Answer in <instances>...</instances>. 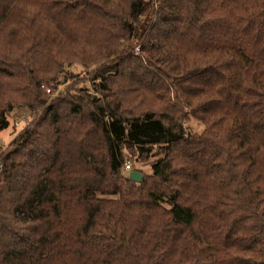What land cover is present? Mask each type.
I'll use <instances>...</instances> for the list:
<instances>
[{
    "label": "trees",
    "instance_id": "1",
    "mask_svg": "<svg viewBox=\"0 0 264 264\" xmlns=\"http://www.w3.org/2000/svg\"><path fill=\"white\" fill-rule=\"evenodd\" d=\"M74 65L90 111L44 109ZM17 104L44 115L0 153V264H264V0H0V131Z\"/></svg>",
    "mask_w": 264,
    "mask_h": 264
},
{
    "label": "rangeland",
    "instance_id": "2",
    "mask_svg": "<svg viewBox=\"0 0 264 264\" xmlns=\"http://www.w3.org/2000/svg\"><path fill=\"white\" fill-rule=\"evenodd\" d=\"M134 52L132 54L139 55L141 54L137 47L134 48ZM99 72L97 71H90L81 68L79 65H74L68 70L65 71V73L59 75V83L56 85L55 92L48 93L46 91V94H50V96H44V94H41V97L45 99V104L43 105L44 109L48 105H50L54 98H56L58 95H66L67 93V99H72L73 102L79 103L81 106H83V112L82 115H85L88 111H90V108L92 107L91 104L85 103L82 98L85 97V94L83 92V89L85 91H90L92 95H98L97 91L94 89L95 86H98V80L94 79V75L98 76ZM105 76H108L109 80H111V74L108 73V71H105L103 73ZM66 77H65V76ZM66 79H65V78ZM117 84H120V79L118 80ZM113 87V90L116 94V86ZM119 87V86H118ZM133 98V97H132ZM123 108L124 113L128 112H136V109L142 108L145 105L142 104L140 106H135L136 101L131 99V94L127 95L126 98H124ZM64 102H57V109L61 108V111L63 115H61V119H64V115L68 114V107L65 108L63 104ZM172 103V102H171ZM150 103H147L149 106ZM56 105V102H55ZM146 105V106H147ZM43 107H39L36 109H28L24 105H18L13 107L12 111L9 114V126L3 130L0 131V153L6 151L10 147V141L13 139V137L16 135V133L23 127L25 124H28L30 122H33L36 119H39L41 116L44 115ZM64 107V108H63ZM74 119H79V116L71 115ZM186 128L188 130L195 132H200L203 130L204 126L200 122L196 120L194 117H190L189 121L185 123ZM158 149L154 147L152 149V152L148 155H137L135 152H125V161L130 162L131 164V170H137L141 172L144 176H147L152 173L151 165L153 161L159 157V154H157ZM125 163V162H124ZM124 167V164H123ZM130 170V171H131ZM124 172V171H123ZM127 175L129 171L125 172Z\"/></svg>",
    "mask_w": 264,
    "mask_h": 264
},
{
    "label": "water",
    "instance_id": "3",
    "mask_svg": "<svg viewBox=\"0 0 264 264\" xmlns=\"http://www.w3.org/2000/svg\"><path fill=\"white\" fill-rule=\"evenodd\" d=\"M128 178L134 182H140L143 178V174L137 170H131L128 173Z\"/></svg>",
    "mask_w": 264,
    "mask_h": 264
},
{
    "label": "built area",
    "instance_id": "4",
    "mask_svg": "<svg viewBox=\"0 0 264 264\" xmlns=\"http://www.w3.org/2000/svg\"><path fill=\"white\" fill-rule=\"evenodd\" d=\"M46 91L48 93H50V89H46ZM2 170V163L0 162V171ZM131 170V164L130 162L128 161H125L124 163V167H123V171L126 172V171H130Z\"/></svg>",
    "mask_w": 264,
    "mask_h": 264
}]
</instances>
